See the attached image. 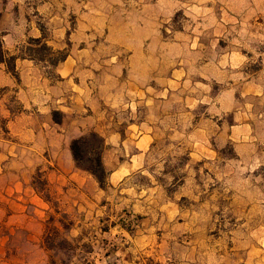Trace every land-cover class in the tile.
Here are the masks:
<instances>
[{
    "label": "rangeland",
    "instance_id": "1",
    "mask_svg": "<svg viewBox=\"0 0 264 264\" xmlns=\"http://www.w3.org/2000/svg\"><path fill=\"white\" fill-rule=\"evenodd\" d=\"M16 1L0 0L17 35L7 44L43 73L84 54L120 88L147 67L153 86L177 71L182 87L151 105L156 144L140 171L100 186L97 217L51 212L35 241L0 221V264H264V0H27L29 20H1ZM25 25L50 49L22 38ZM17 93L0 88V154L11 157L23 155L8 131L26 112ZM13 161L0 163V192L22 171ZM41 168L36 188L56 204Z\"/></svg>",
    "mask_w": 264,
    "mask_h": 264
},
{
    "label": "crops",
    "instance_id": "2",
    "mask_svg": "<svg viewBox=\"0 0 264 264\" xmlns=\"http://www.w3.org/2000/svg\"><path fill=\"white\" fill-rule=\"evenodd\" d=\"M26 1L17 0V9L2 10L1 20L15 24L17 20H29ZM0 26L4 27L2 21ZM27 26L22 38L41 36L38 29L28 30ZM4 29L6 48L18 57L20 81L8 71L6 62H0V88L15 87L26 112L8 122L9 134L15 139L14 148H10H22L23 155L0 154V163L14 160L22 164L21 173L0 192V221L1 226L25 230L35 241L43 233L51 212H78L83 219L91 220L102 209L105 190L90 172L77 166L72 141L92 132L100 135L104 139L102 158L108 184L128 179L143 168L158 138L156 124L151 120V105L161 104L163 93L180 98L182 85L175 76L178 72L173 71L170 77L160 76L153 86L147 67L141 77H131L120 88L117 74L103 80L105 63L84 59V54L76 58L68 55L54 65L52 75L45 74L37 60L19 56L15 47L7 44L13 43L17 35L12 28ZM105 81L111 85H104ZM158 95L161 98L156 99ZM122 111H126V119L120 118ZM54 112L59 114L60 122L54 120ZM40 166L56 204L36 188L34 172ZM8 236H2V241L7 242Z\"/></svg>",
    "mask_w": 264,
    "mask_h": 264
},
{
    "label": "trees",
    "instance_id": "3",
    "mask_svg": "<svg viewBox=\"0 0 264 264\" xmlns=\"http://www.w3.org/2000/svg\"><path fill=\"white\" fill-rule=\"evenodd\" d=\"M31 44L41 45L44 49H50V47L43 43L42 38L32 39ZM31 59L37 60L33 54L28 56ZM18 57H10V63L4 60V51L3 46L0 42V62H6L9 68V71L15 74V60ZM65 56H61L53 65H57L60 62L65 60ZM12 61V63H11ZM54 120L60 122L61 118L57 112L53 113ZM103 149H104V139L95 132H92L88 135L81 136L72 141L71 150L76 161V164L79 168L90 172L96 180L99 182L101 187L107 182L108 171L106 170L103 163Z\"/></svg>",
    "mask_w": 264,
    "mask_h": 264
}]
</instances>
